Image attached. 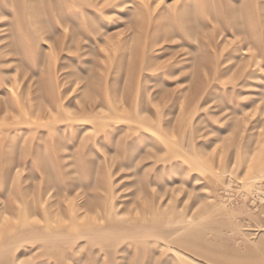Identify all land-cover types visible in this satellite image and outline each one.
I'll return each instance as SVG.
<instances>
[{"label": "rangeland", "instance_id": "374dc122", "mask_svg": "<svg viewBox=\"0 0 264 264\" xmlns=\"http://www.w3.org/2000/svg\"><path fill=\"white\" fill-rule=\"evenodd\" d=\"M0 264H264V0H0Z\"/></svg>", "mask_w": 264, "mask_h": 264}]
</instances>
